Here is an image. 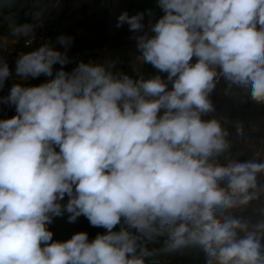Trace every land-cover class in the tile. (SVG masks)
Listing matches in <instances>:
<instances>
[{"label":"clouds","instance_id":"9594fccd","mask_svg":"<svg viewBox=\"0 0 264 264\" xmlns=\"http://www.w3.org/2000/svg\"><path fill=\"white\" fill-rule=\"evenodd\" d=\"M158 6L163 15L149 19L147 31L143 12H122L117 27L138 34L142 62L167 81L117 78L86 63L69 73L66 52L47 44L20 54L18 76L50 79L14 84L0 98L15 107L0 119V264H145L138 241L166 227L172 249L198 244L219 264H264L256 234L238 239L245 225L216 216L234 206L233 197L247 203L264 164L210 162L228 147L227 133L201 119L213 109L217 68L264 103V0ZM10 75L7 63L0 66V88ZM63 211L69 222L83 215L106 233L53 242L47 225Z\"/></svg>","mask_w":264,"mask_h":264},{"label":"trees","instance_id":"16d2710c","mask_svg":"<svg viewBox=\"0 0 264 264\" xmlns=\"http://www.w3.org/2000/svg\"><path fill=\"white\" fill-rule=\"evenodd\" d=\"M55 0H33L21 11L10 16L0 14V25L8 28L12 21L15 26L26 25L31 20L28 13L34 10L40 13ZM127 11L129 15L145 13V31L149 19L158 20L163 12L158 6V0H110L109 6L104 5V0H64V6L50 26V35L54 41L56 51H63L69 47L60 42L61 37L75 44L74 51L67 54L70 63L63 66L66 72L71 73L80 63L102 65L109 72H114L117 78L128 75L134 80L149 79L157 72L128 73L131 53L142 54L136 39L137 33L129 30L127 24L117 27L118 17ZM151 12V16L148 13ZM151 34V33H150ZM16 60L0 62V66L7 63L10 72L15 71ZM61 66L54 65V73ZM167 81V74L160 75ZM49 77L40 76L33 78L24 87L38 86ZM50 79V78H49ZM169 89L172 87L168 82ZM11 86L6 91H0V96L7 97ZM213 109L201 115V119L216 120L224 132L228 147L219 155H214L210 162L227 166L232 162L264 164V103L252 99L250 87L226 80L223 76L212 90ZM8 117L15 115V107L10 105ZM2 110V111H1ZM0 111V119H5V107ZM220 186L227 190V182H220ZM247 195L251 198L247 203H239L242 196L233 197L236 201L233 207L217 209V218L235 219L245 225L244 229H237V238H243L248 233H255L264 253V176L256 179L255 187L250 188ZM68 202L66 196L60 201L62 207ZM70 213L63 211L60 216H54L51 224L47 225L53 233V242L70 239L74 234L86 232L89 240L98 234H105L106 229L93 227L82 215L75 222H69ZM114 231L120 230L117 225ZM170 236L167 227L160 233L154 234L151 239L144 237L138 241L137 255L143 250L145 264H219L210 258L203 247L198 244H188L176 249L169 247Z\"/></svg>","mask_w":264,"mask_h":264},{"label":"rangeland","instance_id":"374dc122","mask_svg":"<svg viewBox=\"0 0 264 264\" xmlns=\"http://www.w3.org/2000/svg\"><path fill=\"white\" fill-rule=\"evenodd\" d=\"M32 1L33 0H0V14L7 15V16L15 14L21 11L22 9H24L26 6L30 5ZM86 1H90V0H86ZM37 15H38V12L31 10L28 13V19L31 20L30 22H32L37 17ZM30 22H28L27 24H29ZM24 26L25 25L15 26L12 21L9 23L8 28L0 25V62L16 60L17 58L16 51L19 48V41L22 38V35L24 32L22 30L18 31V29H23ZM74 47H75V44L73 45L71 44V42H69V47H63L62 53L66 52V54H69L71 51H74ZM133 63H135L134 64L135 67L132 66L130 70V72L133 74L139 72L140 69L142 68V70L144 69V71L146 72H150V73L157 72L160 75H164V73H160L151 64H148V63L144 64L141 58H135ZM10 86L12 87L13 85H10ZM5 117H6L5 119L9 118L8 115H6V113H5ZM263 152H264V144H263ZM263 176H264V170H261L256 173V179L263 177ZM131 231L134 234H138L135 232L134 229H132Z\"/></svg>","mask_w":264,"mask_h":264},{"label":"built area","instance_id":"2783aa9c","mask_svg":"<svg viewBox=\"0 0 264 264\" xmlns=\"http://www.w3.org/2000/svg\"><path fill=\"white\" fill-rule=\"evenodd\" d=\"M64 0H55L52 4L44 8L37 17L27 24L28 30L23 32L22 38L19 41V48L16 51V56L19 58L21 53L27 54L31 51L37 50L39 47L47 44L52 49H54L55 44L50 35V26L51 22L54 19L56 13L60 10L63 5ZM218 76L215 79V84L219 83L221 77L220 69H216ZM11 75L5 80L3 88H0V91H6L7 87L14 84H23L31 81L33 78L28 77L26 79L21 78L16 74L15 71L10 72ZM0 98H3L0 96ZM209 100L213 105L212 92L209 94ZM5 107V113L8 115L10 110V104L0 103L1 108Z\"/></svg>","mask_w":264,"mask_h":264},{"label":"crops","instance_id":"0c3cea01","mask_svg":"<svg viewBox=\"0 0 264 264\" xmlns=\"http://www.w3.org/2000/svg\"><path fill=\"white\" fill-rule=\"evenodd\" d=\"M91 1H92V0L87 1V3H90ZM109 3H110V0H104V5H105L106 7L109 6ZM63 6H64V1H63V5H62V7H61L60 10L56 13V15L54 16V19H53V20H55L56 17L59 15V13H60V11L62 10ZM129 57H130V63H129V65H128L127 72H128V73H131V72H130L131 67H132V66L135 67V66H134L135 63H133V62H134V59H135V58H141V57H142V54H140V53H131ZM144 64H146V63H144ZM143 71H144V69L142 70V68H141L140 71L137 72V73H141V72H143ZM111 73H112L114 76H117L114 72H111ZM137 73H134V74H137Z\"/></svg>","mask_w":264,"mask_h":264}]
</instances>
